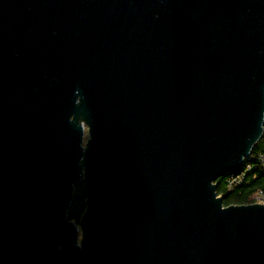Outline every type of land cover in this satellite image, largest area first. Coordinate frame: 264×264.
<instances>
[{
    "label": "water",
    "instance_id": "95a60500",
    "mask_svg": "<svg viewBox=\"0 0 264 264\" xmlns=\"http://www.w3.org/2000/svg\"><path fill=\"white\" fill-rule=\"evenodd\" d=\"M263 132L264 0H0V264H264Z\"/></svg>",
    "mask_w": 264,
    "mask_h": 264
},
{
    "label": "trees",
    "instance_id": "16d2710c",
    "mask_svg": "<svg viewBox=\"0 0 264 264\" xmlns=\"http://www.w3.org/2000/svg\"><path fill=\"white\" fill-rule=\"evenodd\" d=\"M264 154V132L261 138L252 148L251 154ZM248 161V157L245 162ZM254 169L246 174L244 181L229 189L227 186V176L220 177L217 182V192L223 197L224 205L230 204H249L252 202L253 194L261 189L264 191V168L259 165L257 159L252 160ZM85 189L83 182L75 186L74 199L68 210L69 218L79 222V219L85 209Z\"/></svg>",
    "mask_w": 264,
    "mask_h": 264
},
{
    "label": "built area",
    "instance_id": "2783aa9c",
    "mask_svg": "<svg viewBox=\"0 0 264 264\" xmlns=\"http://www.w3.org/2000/svg\"><path fill=\"white\" fill-rule=\"evenodd\" d=\"M257 159L259 161V165L264 168V154L260 153L258 155L251 154L248 156V161L245 162L244 168L240 171L231 173L227 175V186L229 189H234V187L240 183H242L246 177V174L252 172L254 169V165L252 160ZM251 203H263L264 204V191L259 189L252 196Z\"/></svg>",
    "mask_w": 264,
    "mask_h": 264
},
{
    "label": "rangeland",
    "instance_id": "374dc122",
    "mask_svg": "<svg viewBox=\"0 0 264 264\" xmlns=\"http://www.w3.org/2000/svg\"><path fill=\"white\" fill-rule=\"evenodd\" d=\"M88 138V133H87V131H86V136H85V140Z\"/></svg>",
    "mask_w": 264,
    "mask_h": 264
}]
</instances>
